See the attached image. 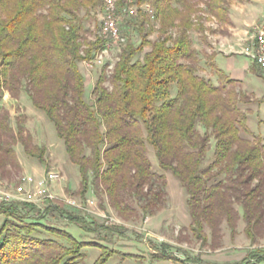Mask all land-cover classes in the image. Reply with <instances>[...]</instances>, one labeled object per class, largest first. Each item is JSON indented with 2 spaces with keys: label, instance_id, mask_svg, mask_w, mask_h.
<instances>
[{
  "label": "trees",
  "instance_id": "obj_1",
  "mask_svg": "<svg viewBox=\"0 0 264 264\" xmlns=\"http://www.w3.org/2000/svg\"><path fill=\"white\" fill-rule=\"evenodd\" d=\"M230 1L133 0L152 4L159 35L149 38L152 19L141 9V42L128 41L109 77L111 87L103 72L90 102L79 64L105 40L85 34L82 13L95 17L105 0H0V100L6 91L14 98L24 89L29 93L79 167L82 194L92 183L120 213L142 196L148 210L164 201V192L145 188L155 179L165 185L164 173L171 172L188 194L196 239L207 244L209 230L212 246H221L224 225L234 238L242 220L245 235L257 243L264 236V139L252 132L241 106L255 99L218 67L215 53L207 54V62L219 84L199 75L201 58L190 37L193 29L205 30L207 19L230 24ZM127 3L117 0L118 10ZM212 139L213 157L205 165ZM18 142L45 162L44 148L32 145L24 128L15 131L7 113L0 115V167L8 157L16 164L9 147ZM149 146L162 174L154 170ZM36 209L18 202L0 206L7 216L0 226V264H76L64 244L33 235L40 224L23 220ZM250 255L244 264L264 262V251Z\"/></svg>",
  "mask_w": 264,
  "mask_h": 264
},
{
  "label": "rangeland",
  "instance_id": "obj_2",
  "mask_svg": "<svg viewBox=\"0 0 264 264\" xmlns=\"http://www.w3.org/2000/svg\"><path fill=\"white\" fill-rule=\"evenodd\" d=\"M104 6L105 4L92 18L85 12L82 13L85 34L92 40L97 36L105 40L103 47L95 51L96 58L79 64L85 77V98L90 102L95 99V85L103 72L108 77L106 85L111 87L109 77L128 41L132 40L136 44L141 42L140 33L136 28L139 16H130L126 10L117 13L121 39L115 42L110 37H105L101 32L104 24ZM202 7L207 9L206 5ZM230 7L234 11L235 24L226 25L216 19H207L204 22V31L198 28L190 31L192 45L201 58L198 74L212 79L216 84H219L218 77L212 74L207 62V54L215 52L210 49V40L206 32L213 34L218 45L222 46L223 38H231L237 29L244 27L249 31L253 25L264 20V0H231ZM151 28L152 34L149 38L155 40L159 35V23L152 21ZM248 31L239 40L238 47L242 48ZM212 40L214 41L215 38L213 37ZM228 52L230 56L234 53L232 50ZM252 66L253 75L239 83V90L255 101L241 106L249 117L248 124L252 132L264 139V114L260 111L264 103L260 102L264 99V72L255 64ZM4 113L9 115L10 126L15 131L24 128L25 135L32 136V145L44 148L45 162L29 155L21 142L11 144L9 148L14 151L16 164H12L9 157L5 158L4 166L0 167L2 189L13 192L14 187L23 183L24 177H29L32 180L31 188L35 190L38 181L44 179L49 172L60 174L57 181L49 184L52 198L48 197L43 203H22L37 208L36 211L28 213V217L23 221L40 224L33 227L35 228L33 235L64 244L67 249L72 250H66V253L74 252L76 264H96L101 256L107 258L110 256L106 264H226L222 261V256L224 258L226 254H234L239 249L236 248L237 246L245 247L244 238L238 240V235L243 234L245 228L242 220L234 238L231 237L230 229L224 225L221 246H212L209 230L207 244L194 237L191 231L188 194L171 172L164 173L165 185L155 179L145 188V192L158 189L164 192V201L155 205L156 210L155 207L146 210L148 207L144 205L147 201L145 196H142L133 199V204L120 213L111 206L105 194L97 193L92 183L88 191L82 194L79 167L69 160L64 141L58 137L54 124L48 120L43 111L33 105L25 89L19 98L12 97L7 91L3 94L0 100V115ZM199 131L205 132L202 127H199ZM210 145L205 165L213 157L214 139L211 140ZM149 157L154 170L162 174L151 146H149ZM92 179L93 176L90 181ZM4 203L0 197V206ZM237 207L242 212L241 206ZM29 209L30 207L24 209V212H29ZM6 218V214L0 210V226ZM20 221L17 222H23ZM244 236L247 237L245 233ZM247 251L243 261H231L227 264H244L247 259L252 260L250 254L253 251H264V247L255 249L251 247Z\"/></svg>",
  "mask_w": 264,
  "mask_h": 264
},
{
  "label": "built area",
  "instance_id": "obj_3",
  "mask_svg": "<svg viewBox=\"0 0 264 264\" xmlns=\"http://www.w3.org/2000/svg\"><path fill=\"white\" fill-rule=\"evenodd\" d=\"M141 9L151 17L152 21H156L155 10L149 2L138 5L133 3V0H129V3L122 10H126L130 16L137 17ZM103 11L104 24L101 32L105 37H110L113 41L117 42L121 39L117 19V13L119 11L117 0H105ZM240 52L264 72V21L251 27ZM59 178V173L49 172L44 179L38 181L37 187L33 190L31 188V178L24 177L23 183L14 187L12 189L13 192H9L2 189L3 180L0 173V197L5 203H43L48 197L52 198V194L49 191V184L57 181ZM69 202L74 203V201Z\"/></svg>",
  "mask_w": 264,
  "mask_h": 264
},
{
  "label": "crops",
  "instance_id": "obj_4",
  "mask_svg": "<svg viewBox=\"0 0 264 264\" xmlns=\"http://www.w3.org/2000/svg\"><path fill=\"white\" fill-rule=\"evenodd\" d=\"M230 11V19H231V23L235 24L236 20H235V16H234V11L231 9V7L229 8ZM264 21V20H262ZM261 21V22H262ZM227 25V24H226ZM246 28H239L237 29V31H235L233 33V36L231 38H227L224 39L223 38V43H221L222 46H219L217 41H216V37L213 34L208 33V31L206 32L207 35L209 36V43H210V49L212 51L215 52V57H214V61L215 63L218 65V67H220L221 69H223L231 78L236 79V80H240V81H245L248 80L250 78V76L253 75V71L251 70V66L254 64L251 60H249L245 55H243L240 51H241V47H238V43L239 40L246 34L245 30ZM215 38V40L213 41L212 38ZM232 50L234 53L230 56L228 53V51ZM255 66H257L255 64ZM253 70H254V66ZM258 67V66H257ZM259 68V67H258ZM260 111L262 114H264V103L261 105ZM67 153V152H66ZM238 240L241 239L242 237L244 238V241H246L244 244L245 247L243 246H237L236 248H239L234 254L229 255L226 254V256L223 258L222 256V261L225 262L227 264V262H231V261H243L248 253L247 249H250L251 247L253 249L255 248H262L264 247V238L260 239L257 243H252L250 241V239H248V237L244 236V232L243 234H239L238 235ZM243 240V239H242ZM250 241V242H248ZM248 243V244H247ZM241 248H244L243 250H241ZM261 264H264L261 263Z\"/></svg>",
  "mask_w": 264,
  "mask_h": 264
}]
</instances>
